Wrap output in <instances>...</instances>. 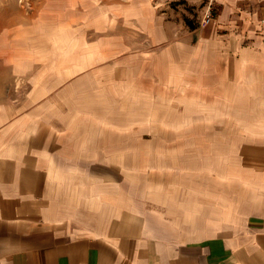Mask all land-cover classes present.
<instances>
[{"label":"crops","instance_id":"obj_1","mask_svg":"<svg viewBox=\"0 0 264 264\" xmlns=\"http://www.w3.org/2000/svg\"><path fill=\"white\" fill-rule=\"evenodd\" d=\"M204 3L0 29V264H264V0Z\"/></svg>","mask_w":264,"mask_h":264},{"label":"rangeland","instance_id":"obj_2","mask_svg":"<svg viewBox=\"0 0 264 264\" xmlns=\"http://www.w3.org/2000/svg\"><path fill=\"white\" fill-rule=\"evenodd\" d=\"M196 6L198 5L197 4L191 5V7H193L194 9H196ZM41 9H42L41 0H0V29L5 28L6 26L7 28H9V26H16L17 24H21L30 21L32 19H35L38 17V14H40ZM179 10L182 13V15H184L186 11H190L193 15H196L195 10L194 11H192V9L188 10L186 6L179 7ZM112 31L114 33H119V34H122L124 32L121 25L117 23H115ZM82 33L84 34V36L89 34V32H84V31ZM91 34L93 36L95 35V33L91 31L90 34L85 37L90 38ZM2 45L3 46L8 45L9 47L12 46L13 50L17 48L15 43L10 44L9 42L8 43L3 42ZM19 46L20 45L18 43V47ZM74 48H75V43H64V46L51 43L49 50H58V49L71 50ZM89 61L92 64L93 60H89ZM96 61L99 60H95L94 64ZM109 65L122 66L123 63L121 59H112V62Z\"/></svg>","mask_w":264,"mask_h":264},{"label":"built area","instance_id":"obj_3","mask_svg":"<svg viewBox=\"0 0 264 264\" xmlns=\"http://www.w3.org/2000/svg\"><path fill=\"white\" fill-rule=\"evenodd\" d=\"M214 1L215 0H205L204 12L201 18L202 22L206 23L212 18L214 11Z\"/></svg>","mask_w":264,"mask_h":264}]
</instances>
